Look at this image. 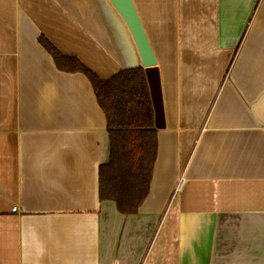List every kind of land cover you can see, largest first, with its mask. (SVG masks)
I'll use <instances>...</instances> for the list:
<instances>
[{
  "label": "crops",
  "instance_id": "1",
  "mask_svg": "<svg viewBox=\"0 0 264 264\" xmlns=\"http://www.w3.org/2000/svg\"><path fill=\"white\" fill-rule=\"evenodd\" d=\"M132 2L151 66L108 0H0V264H264V0ZM40 38L101 79L143 68L157 155L136 213L99 199L104 114Z\"/></svg>",
  "mask_w": 264,
  "mask_h": 264
},
{
  "label": "trees",
  "instance_id": "2",
  "mask_svg": "<svg viewBox=\"0 0 264 264\" xmlns=\"http://www.w3.org/2000/svg\"><path fill=\"white\" fill-rule=\"evenodd\" d=\"M39 42L58 69L85 74L104 114L108 158L98 167L99 199L113 201L122 214L136 213L148 194L157 155V130L143 68L121 69L101 79L77 58L61 55L45 39Z\"/></svg>",
  "mask_w": 264,
  "mask_h": 264
},
{
  "label": "water",
  "instance_id": "3",
  "mask_svg": "<svg viewBox=\"0 0 264 264\" xmlns=\"http://www.w3.org/2000/svg\"><path fill=\"white\" fill-rule=\"evenodd\" d=\"M108 2L124 21L136 46L141 65H154L156 62L154 54L132 0H108Z\"/></svg>",
  "mask_w": 264,
  "mask_h": 264
},
{
  "label": "built area",
  "instance_id": "4",
  "mask_svg": "<svg viewBox=\"0 0 264 264\" xmlns=\"http://www.w3.org/2000/svg\"><path fill=\"white\" fill-rule=\"evenodd\" d=\"M183 178L182 177H179V180H178V182H177V185L175 186V190H178L180 187H181V185H182V183H183ZM14 210V209H13Z\"/></svg>",
  "mask_w": 264,
  "mask_h": 264
}]
</instances>
